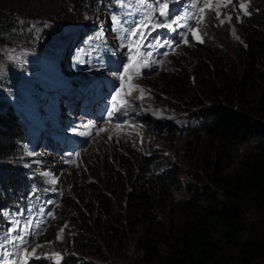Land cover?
<instances>
[{"label": "trees", "instance_id": "16d2710c", "mask_svg": "<svg viewBox=\"0 0 264 264\" xmlns=\"http://www.w3.org/2000/svg\"><path fill=\"white\" fill-rule=\"evenodd\" d=\"M68 1L105 11L120 5L115 6L113 0ZM245 1L247 13L238 12L236 21L240 38L231 39L228 26L209 14L203 24L206 32L203 42L190 39L183 45L190 69L182 73L175 68L166 73L161 95L155 94L159 103L168 104L170 98L180 100L181 91H187L183 77L190 72L193 88L183 101L191 111H183L186 121L172 127L170 133L187 144L206 138L216 149L218 166L207 172H190L195 183L179 204L177 221L167 230L162 203L172 198V190L177 189L168 154L158 149L148 154L135 152L133 165L119 156L115 163L108 159L98 161V165L91 164V168L81 173L74 169L70 176L71 194L84 203L86 200L87 207L101 223L112 216L114 197L120 189L127 200L125 219L106 221L98 231L91 219L80 214L78 199L56 193L61 206L55 209L58 213L55 223L59 226L66 222V243L74 252L93 255L107 263L113 260L105 255V241H111L120 248L124 245L133 250L132 264L264 261V215L252 222L247 214L250 210L264 209V0ZM19 29L14 12L0 7V43L17 38L21 35ZM13 79L2 78L0 85L13 90ZM52 94V89L34 93L42 110L39 116L31 114V118L43 126V132L45 127L55 125L42 115ZM0 99L5 101L3 96ZM22 112L0 100V228L8 223L6 214H18L19 207L32 200L30 193L44 189L39 166L27 168L22 162V156L26 155ZM238 115L243 116V121H237ZM52 133L43 135L45 138L40 142L45 154L55 159L66 155L73 142L63 139L59 145L50 144L51 139L47 138ZM59 138L67 137L61 133ZM239 148L245 155L242 163L232 170L223 169ZM15 236L10 227L0 231V251L6 238L11 241ZM128 243H132L131 247ZM10 244L15 246L17 241ZM35 263L32 259L28 264Z\"/></svg>", "mask_w": 264, "mask_h": 264}, {"label": "rangeland", "instance_id": "374dc122", "mask_svg": "<svg viewBox=\"0 0 264 264\" xmlns=\"http://www.w3.org/2000/svg\"><path fill=\"white\" fill-rule=\"evenodd\" d=\"M113 1H116L115 6L120 4L119 7L105 11L76 5L68 0H0V7L14 12L20 26L18 32L21 33L14 40L0 43V80L13 77L15 85L13 90L8 88L9 86L0 85V96H3L5 101L0 100L5 106L19 107L23 111L21 120L26 124V144L23 147L26 149V155L22 156V162L27 168L39 166L44 188L30 193L32 200L19 207L18 214H6L8 223L0 228V231L4 232L8 227L11 229V226L16 228V221H19L20 227L16 235L25 236L29 253L36 249L37 245L42 246L36 253L42 258L34 259L35 264H57V261L59 264H132L130 257L134 256L133 250L124 245L120 248L116 242L110 240V243L105 241L107 245L104 249L105 255L110 256L113 261L107 263L93 255L74 252L66 243V222L59 226L55 223L58 218L55 209L61 206V199H56V193L63 197L68 194L78 199L76 195L71 194L70 188V176L74 169L81 173L91 168V164L98 165V161L108 159L110 163H115L119 156L127 158L133 165L135 152L148 154L151 151L157 152L158 149L162 154H168L177 189L172 190V198L162 203L167 230L177 221L179 204L195 183L190 172H207L210 168L218 166L216 149L206 138L196 144H187L185 141H179L178 137L175 139L170 133L172 127L186 121L182 116L183 111H191L183 101L189 98L193 88L190 72L183 77L187 83V91H181L182 100L170 98V103L165 104L159 103L155 98L156 93L161 95L160 88L166 73L173 72L175 68L182 73L190 69L182 48L185 38L188 41L195 40L191 35V28L196 26V21H186L184 18L193 14L199 15L201 4L197 3V0H168V14L160 16L159 9L163 0ZM211 2L214 6L221 5L218 9L221 13L219 19L226 21L231 39L240 38L236 21L238 12L243 9L236 6V0L231 3L229 0ZM245 2L239 0L240 4ZM209 14L212 17L213 14ZM149 16L152 17L153 23H167L171 27L157 28L154 31L149 27L145 42L150 43L151 48L137 50L132 47L130 53V43L134 42L131 36L124 38L127 34L121 31V27L130 29L135 21ZM228 16H231L230 21H227ZM117 20L120 24H117ZM185 24L188 27H185ZM200 30L204 40L206 32L203 24ZM156 41L160 43L157 44ZM147 51H151L150 57L142 55ZM130 55L133 63H147L150 66L141 67L140 72L135 74L134 69L130 68L128 75L132 78L121 81L120 77L124 74ZM121 83L125 86L121 95L114 101L113 97L116 96ZM130 85L139 86L132 91L131 97L127 95ZM49 89H52L54 94L48 109L42 115L49 123L55 125L45 127L43 132V126L40 127L34 122L31 114L39 116L42 110V107L37 106L39 100L36 97L34 99L35 91L47 92ZM96 90L99 93L102 91L104 97L103 100L99 99L98 105H91V93ZM141 96L142 99H137ZM83 100L90 101L89 105ZM122 100L131 102L113 117H109L107 113L112 110L113 103L120 107ZM235 118L237 121H243L241 115ZM49 131L52 133L47 138L51 139L50 144L59 145L63 139H73L79 146H72L64 156L55 159L49 157L41 148L40 142ZM61 133L67 138H59ZM244 157L243 151L237 149L235 157L223 169H235ZM121 191L122 189L114 197L112 216L105 222L125 219L124 208L127 200ZM78 200L80 214L82 212L85 217L91 219L92 224L100 231L105 222L101 223L95 218L93 211L87 207L86 200L85 203ZM37 206L42 209L36 210ZM247 214L248 219L253 222L264 215V209L250 210ZM28 221L31 223L25 229L24 224ZM38 221L43 226L41 230L33 231L32 227ZM244 236L246 234L242 238ZM128 245L131 247L132 243ZM20 249L19 244L11 255L6 256L10 261L23 260L24 255ZM32 259L30 256L28 263Z\"/></svg>", "mask_w": 264, "mask_h": 264}, {"label": "snow or ice", "instance_id": "6c2138e0", "mask_svg": "<svg viewBox=\"0 0 264 264\" xmlns=\"http://www.w3.org/2000/svg\"><path fill=\"white\" fill-rule=\"evenodd\" d=\"M121 2H123V0H121ZM129 2H131V0H129ZM232 0H229V3H231ZM197 3H200L201 6L199 7V15L193 14L190 16H186L184 19L187 20H195L196 21V26L194 28H191V35L193 36V39L197 40L198 42H203V38H202V34H201V30H200V26L202 24H206L207 18H208V14L212 13V18L213 19H217L219 20L220 24L225 23V20H220L219 17L221 15V13L219 12V7L221 5H213V3L211 2V0H203V2H201V0H197ZM194 7L196 6L195 4L193 5ZM236 6L239 7L240 9H243L245 13H247V9L248 6L247 4H240L239 0H236ZM167 9H169V5L167 3H162V5L160 6L159 9V15L160 16H165L167 15ZM231 20V16L227 17V21ZM177 23H179L177 21ZM117 24H120V21L117 20ZM185 27H188L187 24L184 25ZM214 26V25H213ZM149 27L152 28V30L154 31L157 28H168L171 27L170 24L167 23H153L152 22V17H146L145 19H141L139 21H135L131 26L130 29L127 28H123L121 27V31L125 32L127 35L124 37L125 39L128 38V36H131L132 41L134 43H130V53H131V49L132 47L137 48V50L139 49H150L151 48V44L150 43H146L145 41L147 40V35H148V29ZM237 39H239V37H237ZM185 44H188L189 41L187 38L184 39L183 41ZM157 44H159V41H156ZM165 43H167L165 41ZM162 46V45H161ZM142 55H146V56H151L152 53L151 51H147L142 53ZM150 64L147 63H133L132 62V58L130 55L129 58V63L128 65L124 68V74L121 75L120 80L121 81H125V79H131L132 77L129 76V69H134V74L135 73H139L141 67H149ZM124 83H121L120 89L117 90L116 92V96L113 97V100L115 101L116 97H119L121 95V92L124 88ZM138 85H130L129 86V92L127 93V95L129 97H131L132 91L136 88H138ZM141 91H143V89H141ZM143 97H137V99H142ZM131 101L130 100H122L121 101V105L120 107H117L116 103L114 102L112 105V110L109 111L107 113V115L109 117H113L117 112L121 111V108L126 107ZM31 223V221H28L24 224V228L27 229L29 227V224ZM16 228H12L10 229L11 232H17L18 228L20 227V222L16 221ZM38 227V225H37ZM7 239V238H6ZM16 241H19L20 245H21V249L20 251L23 252L24 255V259L23 260H17V261H9L8 264H28L29 261V257L31 256V258L33 259H41L42 257H39L36 255L37 250L41 249L42 246L37 245L36 249H32L31 253H29V250L27 248V240L25 238V236L23 235H19L17 234L13 240L9 241V243H15ZM9 255H11V253H9ZM19 256V252L17 254ZM57 264H59V262L57 261Z\"/></svg>", "mask_w": 264, "mask_h": 264}, {"label": "water", "instance_id": "95a60500", "mask_svg": "<svg viewBox=\"0 0 264 264\" xmlns=\"http://www.w3.org/2000/svg\"><path fill=\"white\" fill-rule=\"evenodd\" d=\"M253 264H264V261L257 260V262H254Z\"/></svg>", "mask_w": 264, "mask_h": 264}]
</instances>
